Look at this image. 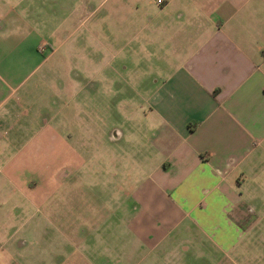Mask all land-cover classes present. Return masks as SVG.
<instances>
[{
    "label": "crops",
    "instance_id": "0c3cea01",
    "mask_svg": "<svg viewBox=\"0 0 264 264\" xmlns=\"http://www.w3.org/2000/svg\"><path fill=\"white\" fill-rule=\"evenodd\" d=\"M118 3L129 5V0H0V264L36 262L37 243L45 242L49 232L70 234L68 223L51 220L58 210L48 205L58 166L66 165L73 174L62 181L65 217V207L75 199V174L83 213L87 201L103 200L86 197L88 186L79 182L86 144L91 146L84 142L91 136L84 116L77 115L81 145L75 148L63 138L69 137L67 131L55 130L54 114L39 98L46 95L53 104L52 94L41 89L36 97L43 82L32 77L53 70L47 66L57 46L50 43L53 31L47 29L112 22ZM145 9L146 32L153 35L157 26L161 35L156 75L144 87L147 135L140 132L138 143L124 141L123 131L110 126L106 137L115 155L133 146L140 150L129 157L143 171L125 196L134 211L126 227L149 249L170 245L239 255L259 202L255 198L248 204L243 186L249 182L255 195L264 173V0H148ZM84 32L79 36L85 37ZM58 33L72 41L65 29ZM114 74L110 82L117 80ZM55 88L68 91L69 83L57 82ZM80 101L78 109L85 105ZM93 136L92 146H100L101 139ZM109 200L106 213L114 211L117 217L119 200ZM24 226L31 229L32 245L10 235L24 232ZM27 248L33 251L29 259L15 254Z\"/></svg>",
    "mask_w": 264,
    "mask_h": 264
},
{
    "label": "rangeland",
    "instance_id": "374dc122",
    "mask_svg": "<svg viewBox=\"0 0 264 264\" xmlns=\"http://www.w3.org/2000/svg\"><path fill=\"white\" fill-rule=\"evenodd\" d=\"M147 1L129 0V5L125 6L124 3H118L117 16L112 22L103 19L100 22L96 20V22L84 26L53 25L52 28L47 29L49 32L53 31V36L50 35L53 40L50 43L57 46L56 52L51 58L53 64L47 66L48 69L52 70L53 68V70L48 74H35L32 77V80L43 82L42 88L34 92L36 97L37 93L43 94L41 89L47 94H52L53 104H50L49 97L46 98V95L39 94V98L44 97V101L48 103V112H53L55 130L59 132L58 129H60L63 133L67 131L69 137L63 136V138L75 148L81 145L77 115L80 113L81 116H84L89 128L87 134L91 135L89 138L87 136L84 142H89L91 146L86 144L85 162L80 170L79 182L88 186L85 191L86 197L94 199L99 196L103 197V200H94L95 203L87 201V207L83 213L79 206L80 202L76 198L78 175L75 174L74 177L77 179L73 180V186L71 185L75 190L73 196L75 199L72 200L71 197L70 208L68 204L65 207L67 210L69 209V215L65 217L61 203H64L62 195L66 186L62 184V181L72 179L73 174L69 172L66 165L58 166L54 171V193L51 195V201L48 202V205L51 203L58 213L51 220L55 224L64 226H67L65 223H68L71 231L70 234L64 232L65 230L62 233L49 232L45 242L37 243L36 250L38 252L36 251V253L39 254V259H36V262L32 260L30 263L264 264V173L261 181L257 180L259 191L257 190L255 195L254 191L250 189L249 182L243 186V195L248 198V204L257 198L259 202L255 210L257 220L253 224V229L241 238L239 255L234 256L231 254L232 252L222 255L213 252V250L200 249L186 251L170 245L165 248L149 249L146 242L137 240L126 227L134 216V211L132 202L125 199V196L142 179L143 171L141 167L133 166L129 157L132 154L137 155L139 149L133 146L131 150L125 152V149L120 148V150L123 149V154L115 155L112 152L113 149H110L111 141L106 137L110 126L123 131L124 141L138 143L136 139L140 140V132L144 137L147 135L143 131L145 123L143 113L146 110L144 100L147 92L144 87L145 85L150 86L151 77L156 75L157 48L161 37L159 35L160 27L156 29L157 26H154L155 33L151 34L152 36L145 30L143 20L147 12L145 9ZM149 11L156 12V10ZM130 16L132 19H129ZM130 20L131 24H129ZM60 28L65 29L67 32L65 35L69 34L71 42L63 40L61 37L63 33H58ZM84 28L86 36L81 37L79 35L83 34ZM79 38L84 39L79 40ZM148 46L151 47V51L148 50ZM44 47L45 45L42 46L43 49ZM110 70L116 73L117 80L112 78V82H110L109 76L115 75L114 73L110 74ZM57 82L69 83V90L56 89ZM76 85L78 89L75 94ZM80 96L83 98L81 101L79 100L80 103L85 105H80V109H78L77 98H81ZM93 115H95V121L92 119ZM130 131L132 137L129 136ZM93 135H95V141L101 139L100 146L99 144L92 146L95 143ZM83 137L85 138V136ZM112 174H116L115 178L111 176ZM108 198L119 200L117 202V217L114 211L106 213V210L110 208ZM92 204L101 206L100 213L98 210L94 211ZM39 205L45 207L46 204L39 202ZM94 213L95 216H93ZM99 214L102 217H99ZM21 219L29 221L30 218L23 219L22 217ZM250 219L249 217L248 221ZM92 226L96 227V232H92ZM10 235L13 239H16L17 236L26 239L28 243L31 240L34 241L29 226L25 228L24 232L15 231ZM66 236L70 240H66ZM7 253L8 251L3 257L5 260L8 258ZM15 254L26 255L29 259L33 256V251L27 248L21 251L15 250Z\"/></svg>",
    "mask_w": 264,
    "mask_h": 264
},
{
    "label": "built area",
    "instance_id": "2783aa9c",
    "mask_svg": "<svg viewBox=\"0 0 264 264\" xmlns=\"http://www.w3.org/2000/svg\"><path fill=\"white\" fill-rule=\"evenodd\" d=\"M157 3H160V0H156ZM40 49H42V46L40 47Z\"/></svg>",
    "mask_w": 264,
    "mask_h": 264
}]
</instances>
